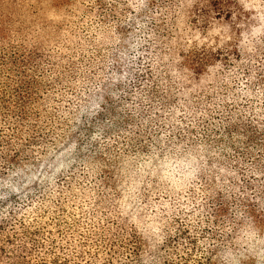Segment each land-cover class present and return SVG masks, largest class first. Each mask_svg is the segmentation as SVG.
Returning <instances> with one entry per match:
<instances>
[{
  "label": "trees",
  "instance_id": "1",
  "mask_svg": "<svg viewBox=\"0 0 264 264\" xmlns=\"http://www.w3.org/2000/svg\"><path fill=\"white\" fill-rule=\"evenodd\" d=\"M250 3L0 0V264H264V0ZM89 4L112 26L89 30ZM139 14L155 35L137 48ZM36 164L60 169L7 186Z\"/></svg>",
  "mask_w": 264,
  "mask_h": 264
},
{
  "label": "rangeland",
  "instance_id": "2",
  "mask_svg": "<svg viewBox=\"0 0 264 264\" xmlns=\"http://www.w3.org/2000/svg\"><path fill=\"white\" fill-rule=\"evenodd\" d=\"M114 0H107L109 3L108 5L113 4ZM256 0H248V2H252L250 4H253ZM93 7L94 8V15L95 18H98L96 20H90L87 24L89 30L93 31L97 28H104V26L109 27L112 26V20L110 19V14H107L105 17L100 18L99 11L96 9V5L89 4L88 8ZM139 19H142L143 24L139 26L141 28L140 30H136L134 34L133 41L136 43V47L139 48L140 46L146 44V40L149 37H153L155 35V29L148 26V24L145 22L146 20L142 17L141 14L138 15ZM182 25V24H181ZM181 31V29H180ZM186 31L184 33H180L177 38L172 42L174 45L183 43L186 41ZM192 41H187L186 45H189ZM106 57H109L108 52L106 53ZM110 58V57H109ZM111 67H106V71H110ZM59 167H46L44 165H30L25 166L23 169L20 170L19 174L16 177L11 178L9 181H7V186L11 187L12 189H21L24 192H27L36 185L49 181L56 173L59 171ZM258 247V246H257ZM250 255L248 256H240L235 253L229 252H223V251H216V255L213 257V264H253V255L252 251H250Z\"/></svg>",
  "mask_w": 264,
  "mask_h": 264
}]
</instances>
